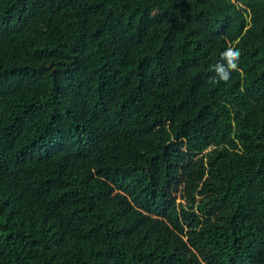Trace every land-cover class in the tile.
Instances as JSON below:
<instances>
[{"label": "trees", "instance_id": "1", "mask_svg": "<svg viewBox=\"0 0 264 264\" xmlns=\"http://www.w3.org/2000/svg\"><path fill=\"white\" fill-rule=\"evenodd\" d=\"M0 264H264V0H0Z\"/></svg>", "mask_w": 264, "mask_h": 264}]
</instances>
